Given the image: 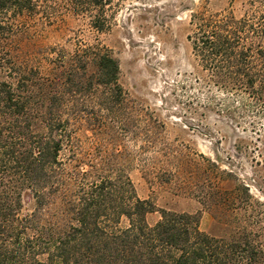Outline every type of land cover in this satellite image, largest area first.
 Masks as SVG:
<instances>
[{"label":"trees","instance_id":"trees-1","mask_svg":"<svg viewBox=\"0 0 264 264\" xmlns=\"http://www.w3.org/2000/svg\"><path fill=\"white\" fill-rule=\"evenodd\" d=\"M53 1L0 0V264H264L260 231L216 236L199 212L138 195L118 150L133 122L119 60L100 43L49 44L31 25L65 2L105 31L107 2ZM251 2L253 14L195 20L189 38L213 85L262 113L264 0Z\"/></svg>","mask_w":264,"mask_h":264},{"label":"rangeland","instance_id":"rangeland-1","mask_svg":"<svg viewBox=\"0 0 264 264\" xmlns=\"http://www.w3.org/2000/svg\"><path fill=\"white\" fill-rule=\"evenodd\" d=\"M104 1L105 31L65 2L45 26L47 19L38 17L32 31L69 49L100 43L119 60L133 122L118 150L126 152L138 195L159 208L199 212L201 229L213 235L247 226L264 243V112H244L242 97L213 85L189 38L198 19L240 18L255 6L251 0ZM79 133L88 149L91 133ZM160 218L150 213L148 222Z\"/></svg>","mask_w":264,"mask_h":264}]
</instances>
